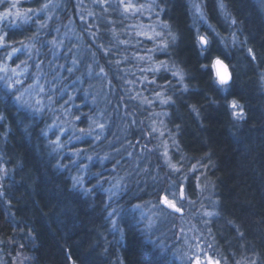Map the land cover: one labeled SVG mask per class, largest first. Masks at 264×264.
Wrapping results in <instances>:
<instances>
[{"label":"trees","instance_id":"1","mask_svg":"<svg viewBox=\"0 0 264 264\" xmlns=\"http://www.w3.org/2000/svg\"><path fill=\"white\" fill-rule=\"evenodd\" d=\"M38 1L22 0V5L32 8ZM134 1L145 6L150 18L123 15L118 0H105V5L94 3V14L86 19L76 0H57V25L77 27L81 47L97 60L90 77L84 61L69 76L81 79L74 98L82 97L99 67L105 70L96 82L102 91L97 107L107 119L105 134L95 145L87 140L86 149L90 156L92 149L107 158L104 168L96 167L97 159L85 163L83 189L73 187L75 160L44 135L48 115L20 108L0 85V264H188L183 233L220 264H264V0H219L223 9L218 0ZM131 23L148 24L151 36L131 41ZM33 31L31 26L16 28L8 39L21 40ZM170 33L178 37L174 45ZM204 33L210 41L207 51L198 40ZM164 43L167 52L146 51ZM148 52L150 62L140 61ZM215 57L230 66L228 86L219 85L213 74ZM161 61L172 71L181 70L183 83L171 72L148 71L151 63ZM144 74L156 84H137ZM158 92L159 99L149 103L154 106L144 104ZM161 97L175 104H162ZM233 99L243 107L244 119L232 115ZM88 106L86 101L85 115L94 114ZM154 120L157 131L149 135ZM165 145L170 163L182 165L180 173L171 172L164 161ZM192 165L199 168L200 186L193 177L189 188L182 177L190 175ZM106 167L113 170L103 175ZM156 177L163 181L159 188ZM114 181L121 190L112 201L101 189ZM170 181L185 183L187 189V199L177 200L184 212L174 216L160 212L157 196ZM94 182L100 191L93 189ZM148 202L161 213L153 227H146L143 218L138 222L134 213V205Z\"/></svg>","mask_w":264,"mask_h":264},{"label":"rangeland","instance_id":"2","mask_svg":"<svg viewBox=\"0 0 264 264\" xmlns=\"http://www.w3.org/2000/svg\"><path fill=\"white\" fill-rule=\"evenodd\" d=\"M97 2L101 5H105V2L101 3L100 0H76L77 8H79V10H85L84 15L86 19L93 16L92 5ZM132 2L135 3L134 0H132ZM13 4H15V7H12ZM59 7L60 5H58L57 0H39L37 5L32 8L24 7L22 5V0H5L3 4H0V13L6 11L12 13V15L6 17L4 20H0V35L7 34L4 43L10 45L6 49H0V76L9 78L7 80L0 79V85H2V90L12 94L13 100H15L20 108H26L37 115H48L49 118L44 127V135L53 143L55 148L62 149L63 154L75 160L72 165L77 168L75 171L77 175L73 178H78L81 181L78 184H82L87 168L85 163L89 160L100 158L96 150H94L95 152L92 151L90 156L86 147L81 146L82 142L89 140L90 146L99 142L105 134L107 119L97 107L100 102V100L98 101V96L102 92L99 86L96 85V82L99 81L97 76L101 74L100 67L98 69L99 72L94 76L95 80L85 87L86 89L83 91L82 97L80 99L74 98V92L81 84V79L69 78L73 71L69 72L68 69L72 68L74 70L81 66V61H84L87 63L89 69L83 66V71L90 77L92 67H97V60L89 52L87 53L84 47H81L80 38L76 33L78 30L77 27L66 24L62 29L57 25L56 21L59 20ZM120 7L122 14L126 15L127 13H124L123 6L120 5ZM144 10L145 7L140 13L145 15V18H150L149 15H146ZM17 12L20 13L19 17L15 15ZM129 14L132 15L135 13L129 11ZM25 16L31 17L27 23H24ZM12 21H15V24H12ZM41 25H43V27H41ZM147 25L148 24L143 23H131L134 30L131 31V33L135 35L131 41H133L135 37L140 38L138 41L149 38L151 34H149ZM28 26L34 29L32 35L21 40L9 41L8 37H11L9 31ZM137 33H145V35H138ZM90 38L93 37L90 36ZM53 41H55V43H53ZM66 44L68 48L65 50L63 45ZM22 46L31 49V51L26 52L22 50L16 53L11 59L7 57V53L11 52L13 47L22 48ZM49 46H51L52 49H49ZM72 46L74 50L70 51ZM149 50L150 49L146 51ZM149 52L140 55V57H144L142 61L150 62L149 57L151 55ZM74 60L77 61V63H74ZM21 61L25 63H21ZM37 65H39V67H37ZM158 66V63H151L149 69ZM5 68L8 70L6 73L4 71ZM12 70H15L16 74H13ZM128 70L130 73L135 72L132 68ZM144 77L147 78L148 75H142L136 83H145ZM17 80L21 83H16ZM9 85H11V88ZM41 87H43V91H41ZM17 97H19V99H17ZM150 98V104H153L156 99H159L156 97V94L150 96ZM148 100L149 99H146L144 104L154 106L147 103L146 101ZM160 100L162 101L164 99L161 97ZM66 101L67 103H65ZM86 101L88 102L89 109H95L94 114L85 115L86 111L82 107L85 105ZM73 107L77 108V113L72 110ZM155 115H157V117L159 116L158 111L155 112ZM78 116L80 117L79 120L76 119ZM98 124L105 125L104 129L100 130L96 127ZM156 124H158V121L154 120V123H152L153 127H155ZM90 126L93 129L91 135L87 134ZM80 129H84V132L82 133ZM95 136H100V139L96 140ZM166 152L167 156L164 155V160L170 161L167 146L165 145L163 154ZM89 157H91V159H89ZM110 186L111 188H115L119 186V183L118 181H114ZM159 214L161 213L150 203H147L139 211L140 218H143L146 222V227H153L155 223L152 222H154ZM198 228L200 229V227ZM182 238L183 242L181 246L188 264H195L197 257L201 264H209V257H211L213 261H216V259L209 256V254L201 248L200 244L191 242L187 233H183ZM200 238L205 239V236H201Z\"/></svg>","mask_w":264,"mask_h":264},{"label":"snow or ice","instance_id":"3","mask_svg":"<svg viewBox=\"0 0 264 264\" xmlns=\"http://www.w3.org/2000/svg\"><path fill=\"white\" fill-rule=\"evenodd\" d=\"M4 2H5V0H0V4H3ZM100 2L103 3V2H105V0H100ZM153 3H155V0H153ZM119 4L123 6L124 13H128L129 11H132L134 13H140V12L143 11V9L145 7L144 5H139V6L136 5L135 3L132 2V0H119ZM12 7H15V4H13ZM196 7H197V11L199 12L200 11L199 6H196ZM218 7L223 9L225 6H224V4L222 2H219V0H218ZM164 10L165 9H163V8L161 9V11H164ZM10 15H12V13L10 11H6L4 13H0V20H4L6 17H8ZM15 15L17 17H19L20 13L17 12ZM30 19H31V17L25 16L24 17V23H27ZM81 19H83V17H81ZM233 23H235V21H233ZM12 24H15V21H12ZM163 26L165 28L168 27L167 24H164ZM41 27H43V25H41ZM209 27H211V25H209ZM89 34L94 39L96 38V34L95 33H91L90 32ZM137 34L138 35H145V33H137ZM6 35L7 34L0 35V49H6L7 47L10 46V45H7V44L4 43ZM157 35H159V34H157ZM169 35L171 37L172 44L174 45L176 43L178 37L176 35H174V34H171V33ZM198 40H199V44L201 46L202 51H207L208 46L210 44L209 39L205 35H200L198 37ZM235 42L236 41L234 39L233 43H235ZM53 43H55V41H53ZM121 43H128V42L127 41H122ZM168 47H169V44L168 43H164L162 46H160V47H158L156 49H151L149 51L167 52ZM99 48L104 50V54L105 55L109 54V49H104V45H102V44L99 45ZM22 50H24L26 52H30L31 51V49L23 47V46H22V48L13 47L12 51L7 53V57L9 59H11L16 53H19ZM248 52H249V54L252 55V59L255 60L256 56L253 53V50L251 48H249ZM138 58L141 59V60L144 59V57H138ZM125 60H127V57H125ZM73 62L77 63V61H75V60ZM21 63H25V62L21 61ZM109 63H111V61H109ZM119 63H120V61H116L117 65H119ZM18 67H19V65H18ZM37 67H39V65H37ZM213 67L216 69V75H217V78H218V84L222 85V86H228L230 84V81L232 80V75L228 71L227 64H225V62L222 59H220V57H216L215 60L213 61ZM161 70H163L164 72H171V74L174 77H178L179 81L181 83H183V80L185 78L184 77V73L181 70L172 71V69L168 66L166 61H161L158 67L153 68V69H149L148 71H151L152 73L155 74V73H159ZM4 71L6 73L8 70L5 68ZM12 71H13V74H16L15 70H12ZM68 71L72 72L73 69L69 68ZM104 71H105L104 68L101 67L100 68V73H104ZM141 71H144V70H141ZM0 79L7 80L9 78H7L5 76H0ZM262 79H264V74H262ZM144 81H147L146 77H144ZM144 81H142V82H144ZM16 83H21V82L19 80H17ZM147 83L155 85L156 84V80L153 79V80L147 81ZM9 87L11 88V85H9ZM43 90H44L43 87H41V91H43ZM183 91L184 92H188L189 91L187 85L183 86ZM160 95H161V93H159V92L156 93V97L157 98H159ZM17 99H19V97H17ZM146 102L147 103H151V101H146ZM65 103H67V101ZM161 103L162 104H172V105H174L175 101L172 100L171 97H168L167 99L162 100ZM230 107L233 109L232 115L234 117H236L238 119H244L243 107L239 104V102L237 100L233 99L231 101ZM236 109H239V111H236ZM192 110L197 112V115H199V112L195 108V106H192ZM164 115H168V114L164 113ZM3 119H4V117L0 116V120H3ZM76 119L79 120L80 117L78 116V117H76ZM133 123H135V121H133ZM96 127H98L100 130H103L105 125L98 124V125H96ZM176 128H177V131H180V125H176ZM80 131L83 133L84 129H80ZM92 131H93V129L90 126L89 131H88L87 134L91 135ZM156 131H157V129L155 127H153L152 130H151V133H149V135H152ZM161 135H163V133H161ZM76 138H78V137H76ZM95 139L99 140L100 136H95ZM174 143H175V141H174ZM179 151H180V149L177 148V152H179ZM164 155L167 156V152ZM105 158H107V157H105ZM89 159H91V157H89ZM181 159L183 160L184 157H181ZM166 164L171 169V172H173V173H180L181 170H182V165H181V167H177L176 165L171 164L170 161H166ZM200 167H206V166L205 165H200ZM198 170H199V168H198L197 165H192V167L189 169L190 175H184L182 177V180L188 183V187L189 188L192 187V183L191 182H192V178L193 177H195L196 187L200 186V184H199L200 176L196 175ZM73 179L75 181V183L73 184V187H75L76 184L81 182L78 178H73ZM154 182H158V184H157L158 188H159V185L163 183V181L159 177L154 178ZM172 188H176L177 191L173 192L171 190ZM161 191L164 192L165 194H160ZM186 192H187V189L185 187V183H180L178 181H170L167 188L160 189L157 192L159 204L164 206L163 208L160 209V212L167 213L168 216H174L177 213H183L184 209H183L182 206L178 205L177 200H179L181 203L184 200H186L187 199ZM113 194H115V193H113ZM170 196L172 197L171 199L169 198ZM134 207H139V205H134ZM204 214L207 215V216L218 215V213L214 214V213H211V212H206ZM204 223H205V225H207L209 223V221H204ZM239 235H240L241 239L244 236L243 233H239ZM208 259H209V264H220L219 260L213 261L211 259V257H209ZM195 264H201V262H200L198 257L195 260Z\"/></svg>","mask_w":264,"mask_h":264},{"label":"bare ground","instance_id":"4","mask_svg":"<svg viewBox=\"0 0 264 264\" xmlns=\"http://www.w3.org/2000/svg\"><path fill=\"white\" fill-rule=\"evenodd\" d=\"M193 7H195V3H193ZM204 35L205 36H207L205 33H204ZM216 58V57H215ZM215 58H213L212 59V62H211V67H212V71H213V61L215 60ZM220 59H222L226 64H227V66H228V68H229V70H230V73H231V69H230V66H229V64H228V62L226 61V60H224L223 58H221L220 57ZM214 74V73H213ZM214 76H215V74H214ZM215 78H216V76H215ZM216 80H217V78H216ZM218 81V80H217ZM82 145H85L86 146V148L88 147V145L86 144V142H82ZM88 149H90V146L88 147ZM91 151H94V150H92L91 149ZM95 152V151H94ZM99 157V156H98ZM165 161V160H164ZM57 162V161H56ZM95 162L97 163V165H96V167L97 168H101L103 165H104V163H105V158L103 157V154H100V158L99 159H97V160H95ZM166 162V161H165ZM58 163L61 165L62 163H61V160L59 161L58 160ZM64 165H68V166H71L70 165V163L69 164H64ZM78 166H79V164H78ZM61 168H64V167H61ZM103 168H104V166H103ZM64 169H68V172L70 171V168H64ZM76 167L74 166H71V172H72V174H71V177L73 178V177H75L76 175H77V173L75 172L76 171ZM106 170L103 172V175L104 174H109L110 173V171H112L113 170V168L111 167H106L105 168ZM98 175H99V173H97ZM111 183L112 182H110V183H108L107 184V187H103L102 189H101V186H98L99 184H97L96 182H94L93 184H95L96 185V187H94L93 189H96V190H99L100 191V189H101V192L103 191V193H105L107 196H108V199L109 200H114L116 197H117V195H118V193L120 192V190H121V187H120V185H121V183L120 182H118L119 183V186H116L115 188H111ZM83 184V183H82ZM82 184H76V188H78V189H83V185ZM84 192V191H83ZM113 193H115V194H113ZM148 203H150V204H152L153 205V203H151V202H148ZM146 204H144V205H139V207H133L134 208V213H136L137 214V219H138V222H143L142 221V219L140 218V215H139V211H140V209L141 208H143L144 206H145ZM114 216V215H113ZM112 216V222H115L116 221V217H113ZM128 220H130L129 219V217H128Z\"/></svg>","mask_w":264,"mask_h":264},{"label":"water","instance_id":"5","mask_svg":"<svg viewBox=\"0 0 264 264\" xmlns=\"http://www.w3.org/2000/svg\"><path fill=\"white\" fill-rule=\"evenodd\" d=\"M225 64H226V63H225ZM228 71L230 72L229 68H228ZM213 73L215 74V76H216V78H217V75H216V69H215V68H213ZM217 80H218V78H217Z\"/></svg>","mask_w":264,"mask_h":264}]
</instances>
